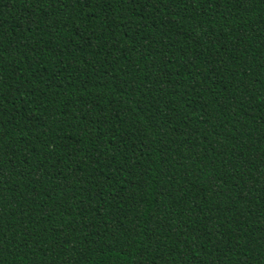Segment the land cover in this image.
I'll use <instances>...</instances> for the list:
<instances>
[{
	"label": "trees",
	"instance_id": "obj_1",
	"mask_svg": "<svg viewBox=\"0 0 264 264\" xmlns=\"http://www.w3.org/2000/svg\"><path fill=\"white\" fill-rule=\"evenodd\" d=\"M0 264H264V0H0Z\"/></svg>",
	"mask_w": 264,
	"mask_h": 264
}]
</instances>
